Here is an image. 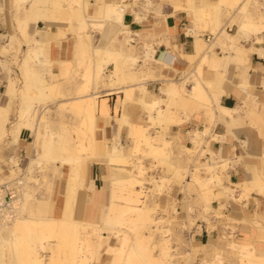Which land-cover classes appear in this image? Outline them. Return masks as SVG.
<instances>
[{
	"label": "bare ground",
	"instance_id": "bare-ground-1",
	"mask_svg": "<svg viewBox=\"0 0 264 264\" xmlns=\"http://www.w3.org/2000/svg\"><path fill=\"white\" fill-rule=\"evenodd\" d=\"M14 1L18 13L17 28L24 43H28L31 37L29 28L32 22L39 24L44 21L46 27H43L44 29L36 27L33 34L34 46L26 52H21L19 46L13 47L12 42L16 40L15 36H11L9 45L0 47V53L6 58L13 49L23 54L18 64L26 82L24 85L26 89L22 88L23 96L15 111L16 114L12 112L11 103L7 106L0 105V143L9 138L11 143L15 144L19 141L21 131L29 130L34 137V147H39L36 158H32L26 168L30 176L34 168L44 170L47 161L55 165L62 173L57 189H53L52 196L48 200L40 199L31 193L29 181H32V178L28 177L25 198L17 220L12 226L0 229V264H64L66 261L70 264H176V257L173 254L175 250L170 245V239L167 238L168 230L161 232L164 238L159 241L156 251H153L155 247L149 248L145 243L161 229L159 222L154 221L151 216L153 209L149 207L148 199L145 201V198L149 197V190L145 186L146 169L140 155L145 153L158 157L159 162L167 165L168 169L174 173L177 182L192 176L191 178L195 179L201 188L200 196L205 203L204 215L211 209L212 196H216L210 184L215 183V186L222 187V191L218 193L219 196L224 197L228 193H233L223 184L224 177L221 173L217 172L218 168L223 171L227 169L229 159L213 152L217 159H212V164L207 162L204 165L210 175L203 178L197 175V171L195 173L190 169L183 170L172 161V152L167 151L165 147L171 142L165 136L172 126H181L187 122L188 115L186 118L182 117L176 109L184 112L204 111V114L210 117L212 125L223 121L228 125V132L235 136L244 130L249 137L244 142L245 146L251 144L257 151H261V143L251 137V130L245 127L242 116L245 107L251 110L257 103V98L253 95L256 84L247 73L234 80L226 70H223V66L227 69L228 62L239 66L249 64V56L260 49H256L252 44H243L241 40L255 35L257 42L260 43L258 36L264 30V17L255 19L253 16L251 10L253 0H215L211 3L204 0H186L188 8L176 6V10H186L193 17L194 26L189 29V34H193L200 43V57L195 68L187 72L183 79L180 78L182 80L173 77L162 79L171 86L170 89H163L164 94L168 96L165 99L147 91L143 78L153 76L149 72L152 69L148 71L147 68L144 69L145 66H142L143 69L136 68L139 63L138 55L136 56L134 52L127 54L108 45L105 47L93 45V32H102L108 24L117 28L115 38L120 35L128 36L131 31L129 24L126 23V15L133 12L137 14L138 21L142 19L132 8L133 5H138L140 0H96L95 4L91 0H34L29 9L25 6L26 0ZM148 2L152 4L151 0ZM224 8L234 9L233 12L241 18L242 33H226L223 30ZM145 10L149 12L148 8ZM234 13L231 17L236 16ZM128 19L127 22H129ZM62 22H66L68 26L53 25V23ZM201 31L211 33L209 43L204 40ZM69 32H72L76 39L74 59L59 61L58 72L66 71L67 74H71L70 68L74 63L81 59L85 60L88 53V60L93 66L86 74H82L83 78L89 79L88 82L75 85L76 89L72 93L64 94L59 91L60 82L48 80V77L56 76L52 65L55 62L45 51L46 46H51L53 41H61ZM213 35L216 40L214 43ZM225 40L230 43L229 46L226 45ZM216 45H221L223 51H226L225 47L228 46L233 53L217 57L213 54V48ZM144 48L146 58L151 59L154 66L165 64L168 67L164 58L154 59L155 51L151 43L146 44ZM260 55L264 56V53ZM9 63V60L5 62L0 60V64L7 68ZM111 66V73L107 74L106 71ZM225 81L234 83L240 91V104L235 108H226L220 104L221 98L228 95L223 88ZM187 84H191L190 89L187 88ZM260 84L264 88L263 80ZM9 85L8 93L12 100L16 92V80L13 77H10ZM114 87L124 95V97L119 96L117 100L116 115L120 114L122 106L127 108L129 104H138L143 108L147 118L140 117L137 122H132L128 111L123 113L121 122L127 126L129 136L134 139L132 153L124 154L122 144L116 135L106 142L104 156L109 159L108 166L111 168L113 185L108 196V203L94 220L80 219L83 206L80 204V209L77 210L78 200L89 198L90 193L96 190L93 180L90 184L87 183L86 175L94 159L101 156L99 139L96 137L99 130L97 124L99 120L111 116L110 102L102 91ZM33 89L38 91L36 97L28 95V91ZM137 90L142 92L140 99L135 98ZM55 93H59L58 96L63 98L60 100ZM55 103L60 105V109L71 113L73 116V118L70 116L71 119L77 118L80 123L82 122L83 127L86 126L87 136L78 142V146L57 140L56 133L47 130L50 123L48 113L51 105ZM152 127H155V133L152 132ZM231 128H236L237 134L232 132ZM123 130L120 127L118 135ZM211 134L210 127L204 131H196L191 135L194 147L185 146V152L196 159L199 151L202 150L203 155L206 152L203 150V145L209 146L206 143V137ZM145 146L148 147L147 151ZM248 159L256 161L258 159L260 162L249 163ZM244 160L249 163L248 169L252 172L253 178L243 185L247 191L258 188L259 193L264 195V152L260 156L244 155L240 161ZM197 169L200 168L196 167ZM13 172L10 170V177L15 176ZM63 176L66 181L62 183ZM153 180L154 183H159L155 177ZM118 186L124 191L121 196L116 192ZM161 186L160 184L159 187ZM58 193H62V197ZM118 199L124 202H118ZM260 214L256 213V219L261 218ZM259 220L256 221L257 228L264 233V223L261 224ZM129 229L134 233V243L131 244H129ZM232 229L234 230V226ZM146 230L149 235L145 234ZM257 242H264V236L263 239L255 238L243 244L233 245L238 254H233L231 257L237 260V264H264V257L254 254ZM195 248L192 247V252L187 253L188 257L193 256ZM46 250L50 251L48 256L43 255ZM83 252L91 253L92 257L88 262L86 259L78 260L80 258L78 254ZM192 259L194 260L192 257L191 261H185L183 264H192ZM224 263V257L220 255H216L214 260L202 261V264Z\"/></svg>",
	"mask_w": 264,
	"mask_h": 264
},
{
	"label": "crops",
	"instance_id": "crops-1",
	"mask_svg": "<svg viewBox=\"0 0 264 264\" xmlns=\"http://www.w3.org/2000/svg\"><path fill=\"white\" fill-rule=\"evenodd\" d=\"M34 0H26L25 6L27 9L31 7V4ZM92 3H96V0H91ZM113 1H119V0H113ZM129 1V0H128ZM207 3L214 2L215 0H204ZM152 4L148 2V0H140L138 1V6H143L144 8H148V12H141L139 9H135L139 13V17L142 19L138 21V16L136 13H128L126 15V23L130 26V34L128 36L120 35L115 38V34L117 31V28L114 26H110L108 24L104 30V44L99 45L100 40H95L96 44L99 45V47H105L106 45L111 46V48H114L116 50H122L124 53L131 54L133 52V49L135 48V45L132 43H137L135 38L133 39L131 36L134 35L136 37V34H141V40L144 42L151 43L154 48V59L160 60L161 58L165 59V63L168 65L165 66V64H158L156 65L152 73L155 76V78H150L146 81V89L147 91L156 96L161 98H167V95H165L162 92V89H170L169 83L165 80V77H173L177 80H182L187 74V72L192 71V69L195 68L197 62L199 61V48L200 43L196 40L195 36L193 34H189V29L194 26V20L193 17L188 11L186 10H176V6H183L184 8H188L186 0H151ZM29 3V4H28ZM148 5V6H147ZM135 6V7H138ZM151 7V10H150ZM18 15L15 1L14 0H0V47L1 45H9L11 43V36H15L16 40L12 42L14 48H18L21 52H26L29 48L34 46V38L33 34L36 29V27H39L41 29H44L46 27L45 22L41 21L39 24L31 23V26L29 28V33L31 34V37L28 40V43H24L22 40V37L19 35L18 28H17V22H16V16ZM134 15V16H133ZM129 19H128V18ZM166 17V18H164ZM127 19L129 22H127ZM130 19H133L132 21ZM62 23H54L59 24L57 26L59 27H66ZM44 27V28H43ZM234 27H237L234 25ZM233 27V28H234ZM65 29V28H64ZM227 31L232 32L231 27L227 28ZM203 32V33H202ZM207 32V33H206ZM73 33L69 32L67 36L62 39L61 41H53L51 43V46H46L48 50V55L51 57V59L55 62L54 64V72L57 73L59 71L58 62L62 60H73L74 54H75V37L72 36ZM201 35L204 38V40H207V36H210L209 31H201ZM2 36L4 38H2ZM115 38V40H114ZM214 39V36H212ZM129 39V42H128ZM21 41V43H20ZM216 40L214 39L212 42L214 43ZM207 42V41H206ZM226 45L229 46V42L225 40ZM243 44L250 45V42L243 40ZM253 42H251L252 44ZM226 48V51H223V47L221 45H216L213 48V54L215 56H220L225 53L226 56L229 54H232L233 51L229 47ZM256 49H262L264 48L261 45L255 44ZM229 50V51H228ZM146 51V50H145ZM224 52V53H223ZM17 54V49L11 50V53L9 57H4L0 53V60L5 62L6 60H9V66H4L3 64H0V99H2V102H5L2 106H7L9 103H11L12 112L16 114L15 111H17L20 103L18 100V97H14L12 100L9 96V84H10V77H13L16 80V87L19 89L22 84L24 83V79L20 70L19 65L16 62L15 55ZM6 58V59H5ZM249 64L244 66H239L233 62H228L227 69L223 66V70H226L227 73H229L230 77L234 80L238 79L240 75H242L245 71L249 75V77L255 82L256 87L253 90V95L257 98V94L261 91L258 90V88H261L260 81L261 74H263L264 71V57H261L258 52H254L249 56ZM18 61H21V57L18 58ZM167 61V62H166ZM230 61V60H228ZM230 63V64H229ZM170 65V66H169ZM238 66V67H236ZM248 66V67H247ZM112 67V66H111ZM167 67V68H166ZM171 67V68H170ZM163 69V70H162ZM246 69V70H245ZM248 69V71H247ZM15 75L17 77H15ZM57 76V77H56ZM54 78L51 79V77H48V80L51 82H60L61 83V91L65 94L72 93L73 90H75V85H69L66 83L65 79L62 78V75L58 72ZM164 76V77H163ZM162 77V78H160ZM164 78V80H162ZM182 78V79H180ZM161 79V80H160ZM20 80V87L17 85V81ZM228 82V83H227ZM6 83V84H5ZM164 86V88H163ZM6 87V91L5 88ZM223 88L228 92V95H224L221 98L220 104L226 108H235L240 104V91L237 89L236 85L234 83H231L229 81H225L223 83ZM116 91V92H115ZM140 90H137L135 98L140 99L142 96V92L140 94ZM257 93V94H255ZM102 94L108 98L109 105L111 108V116L107 118H103L99 120L98 122V131L96 134V137L99 139L98 146L100 151V157L94 159L93 164L91 165L90 170L88 171L86 175L87 183L90 184V181L93 180L94 185L96 187V190L93 191V193H90V197H86L85 199L81 200L79 199V203L81 204L82 210H81V216L80 219H86V220H94L99 212L102 210V208L108 203V196L110 195L111 189L113 187L111 182V168L108 166V158H105L104 152H105V145L106 142L113 139L116 135V138L120 141L122 144V148L125 155H131L133 146H134V139L130 137L129 130L127 129V126L121 122L123 113L127 110L130 119L132 122H137L140 117L147 118L146 113L144 112L143 108L138 104H129L130 106H127V108H124V106L120 109L119 117L115 114V107L117 104V100L119 96L124 97V95L116 88L113 89H103ZM140 95V96H139ZM18 104V107L15 106ZM1 105V104H0ZM53 105H58L57 103ZM51 105V111H52V118L54 119V123L56 124L55 129L59 130H69V132L73 129V116L68 111H62L58 107L57 109L52 108ZM164 108H166V105L164 104ZM60 110V112H59ZM124 110V111H123ZM57 112L58 114L54 115ZM248 111H245L242 113L244 117V122H246L245 127L247 126L248 122L245 120L247 118ZM191 113V114H190ZM260 113V111H259ZM63 114V115H62ZM188 115L187 122H185L181 126H172L170 130H168L167 134L170 135L167 138L172 144H175V146H181L182 149L184 147H190L192 143V136L196 131H204L207 127H210L212 129V134L210 136L214 138L221 139L220 141L216 140V143L214 144V148H217V151L212 150V141H209L208 138L210 136L206 137V143L209 144L211 147L210 150H212L214 153L221 154L224 158L229 159L232 161L233 158H240L244 155L251 154L255 156H260V151H257L255 148L249 144L248 146H245L244 142L248 140L247 135L244 132H241L239 134V137L235 136L232 133L228 132V125L224 123L223 121L218 122L216 125H212L210 117L208 115L204 114V111H196V110H189V111H183V113H180V116H186ZM70 116H72L70 118ZM209 117V118H208ZM53 123V124H54ZM79 124V123H78ZM77 124V125H78ZM53 126V125H52ZM76 126V125H75ZM122 127L124 130L120 132V135H118V129ZM54 128V127H53ZM204 128V130H201ZM154 129V128H153ZM232 132H236V128H231ZM99 132V133H98ZM152 132H156L152 131ZM217 132V133H213ZM32 132L29 130H22L19 141L15 144L11 143V140L9 138H6L2 143H4L5 146L8 147V150H6L2 155L0 152V176L2 173L7 171V167L5 163H1L4 158H8L10 153H13V151H9V149L13 150L16 146L20 145L19 150H23L27 153L29 152V149L31 151V154H34V150L36 149L33 147L34 143H31L28 139L33 137ZM166 134V135H167ZM98 135V136H97ZM225 137V138H222ZM227 137V138H226ZM224 139V140H223ZM8 140V141H6ZM131 144V145H129ZM205 145V144H204ZM207 145V144H206ZM32 146V147H31ZM3 148H0V151ZM203 150H205L203 148ZM244 152V154H243ZM258 153L257 155L254 153ZM37 153V151H36ZM197 154V159L193 157H188L191 160V164H188L189 167H186L190 169L191 171H194L198 164H205L207 162H204L201 159L202 155L200 151ZM37 155V154H36ZM211 155V154H210ZM231 155V156H230ZM241 155V156H240ZM4 156V157H3ZM215 156V155H214ZM196 157V156H195ZM152 158V157H149ZM154 159V158H152ZM6 160V159H4ZM211 160V158H210ZM253 160V159H249ZM155 162L157 160L154 159ZM180 163H176L181 168L182 164L187 166V159H179ZM30 162V161H29ZM29 162L26 164L25 169L27 168ZM151 162V161H149ZM175 162V161H174ZM244 162V166L237 165L236 168L230 171V169L227 171V175L231 177V182L233 184L236 183V181H239L240 179L244 178L245 181L240 182L241 185L244 183L250 181L253 178L252 172L248 169L249 163H247L245 160L241 161ZM252 162V161H249ZM46 168V167H45ZM50 170L51 173L46 174V181L44 188L40 195L36 194L37 197L40 199H50L52 196L53 189H57V180H59L61 177L62 171L58 169L55 165H50V168H47V171ZM44 171V170H43ZM191 176H188L187 179H190ZM224 179L226 177L223 176ZM185 179L184 181H176L175 182L180 185L182 184L183 191L189 190L188 184L190 183L189 180ZM223 179V180H224ZM62 181L65 182L66 179L64 176L62 177ZM62 182V183H63ZM56 185V186H55ZM146 185V183H145ZM224 185L230 188V186L226 185L224 181ZM52 186V187H51ZM35 187V186H34ZM109 187V188H108ZM148 188V187H147ZM256 190V193L253 196V199L257 200V202L253 201L250 203L249 206H246L247 200H244V202H231L232 199L235 200L236 190L231 188L234 194L226 195L224 197L220 196L221 198V206L226 207L228 204L227 212L229 215H225L229 219L233 221V218L237 221V226L234 228L236 230L231 229V232H234L237 239L244 240L248 236L250 239H247L245 242H237L235 240H229V242L223 240L225 239V231L223 235L219 236L215 234L214 230L208 229L207 225L199 224L197 221V225L195 228L193 227L191 231L183 233V238L185 242L188 241L193 242V246L196 247V251L193 253V258L197 254V251L199 248H207L208 246H222L226 248L227 252L230 249V244H243L251 239H263L264 233L262 231H259L254 223L256 220V213H264V200L261 198V196L264 198V195L259 193L258 188H254ZM254 189L252 191H254ZM178 190V189H177ZM216 192H218L217 189H215ZM251 191V192H252ZM255 192V191H254ZM252 192L250 195L254 194ZM59 196L62 197V193H58ZM175 196V195H174ZM239 200V199H238ZM179 201V209L176 211L177 216L179 210L183 207V201L178 199ZM231 202V203H230ZM163 206V205H161ZM80 209V208H79ZM190 208L187 210V218L183 219V224L186 225L187 228L191 227V212ZM217 210V209H216ZM201 212H199V217H201ZM86 216V217H85ZM232 216V217H231ZM251 221H250V220ZM209 222V220H208ZM247 222V223H246ZM211 223V222H210ZM214 223V222H213ZM202 227V232H198V227ZM237 227L239 230L237 231ZM232 238L230 237L228 239ZM182 251L185 249V246H182ZM238 253H235V255ZM254 254L256 256H262L264 257V242H257V245L254 249ZM231 255L233 253L231 252ZM204 260V259H203ZM194 262V260H193Z\"/></svg>",
	"mask_w": 264,
	"mask_h": 264
},
{
	"label": "rangeland",
	"instance_id": "rangeland-1",
	"mask_svg": "<svg viewBox=\"0 0 264 264\" xmlns=\"http://www.w3.org/2000/svg\"><path fill=\"white\" fill-rule=\"evenodd\" d=\"M251 3H252L251 10H252V13H253V16L255 17V19H258L259 17H264V8H261V7L264 6V0H253ZM135 6H138V5L137 4L133 5L132 8L134 10L135 9L136 10L139 9V11H141V12L142 11L143 12H147L143 6H138V7H135ZM233 11H234V9L229 10V9L224 8V11H223L224 17L222 15V19H223L222 20V25H224L223 26V30H225L226 33L227 32L228 33H236L237 32V34H239V33H242V29H241L242 20H241V18L238 15L235 14L236 12L234 13ZM233 13H234V15H236L235 17H231V14L233 15ZM53 25H59V24H54L53 23ZM62 25L66 26V27L68 26L67 23H64ZM234 25H236L237 27H234ZM228 27H231L232 32L227 31ZM93 34H94L93 45L94 46H98V47H99V45H103L104 44V40H105L103 31L102 32L101 31H97L95 33L93 32ZM72 36L75 37V35H73V34H72ZM131 37L133 39L135 38L136 39L135 41L137 42V43H132L133 45H135V48L133 49V52L135 53L136 56L138 55L137 57H138V60H139L138 66H136V68L143 69V67L145 66L144 69L147 68L148 71L151 70V69L153 70V68L155 66L153 65L151 59L146 58V56H145V48H144L146 46V44L150 45V43L144 42L143 40H141V34H138V33L136 34V37L134 35H132ZM258 37L261 40L260 43L257 42L258 39H256L255 35L250 36V38H248V39L244 38L241 41L245 40V41L250 42V44H251V42H253L252 45L254 47H255V44L261 45V46L264 47V30H262V33ZM97 39L100 40L99 45H97L96 42H95V40H97ZM45 52H46V54L48 53L47 48H46ZM257 52L259 53V55H260V53H264V48L260 49ZM14 55H15V58L17 59L16 62L18 64L19 63L18 58L19 57L22 58L23 54L21 52L20 53L18 52L17 54H14ZM88 55H89V53L87 54L85 60L81 59V61L74 63L73 67L70 68L71 74H67L66 71L59 72L62 75V78L65 79L67 84H69V85H79L82 82L83 83L84 82L85 83L88 82L87 81V80H89L88 78L86 79V78L82 77V74H86L93 66L92 63H90V61L88 60V57H89ZM261 57H264V56H261ZM54 64L55 63H53L52 65L54 66ZM241 66H244V65H241ZM111 69H112V67H110V69H108L106 71L107 74L111 73L110 72ZM20 70H21V73H22V76H23V79H24V83L20 87L21 81L20 80L17 81V85L20 88L17 89V87H16L15 96L18 97L19 103L22 100V96H23V91L24 90H22V88L26 89V88H24V85L26 83L25 82V77H24V74H23V71H22L21 68H20ZM152 70L149 71V72L152 73ZM91 72H92V70H91ZM57 73H56V75H57ZM243 75H247L246 72H244ZM15 77H17V76L15 75ZM51 77L54 78L53 76H51ZM148 78L149 79L150 78H155V76L153 75V76H150V77H147V78H143V80L145 79L144 81L146 82L148 80ZM261 78L264 81V74L261 75ZM190 85L191 84H187L186 85L188 89H190ZM90 86H91V84H90ZM169 87H171V86L169 85ZM59 88H60L59 91L62 92L61 91V84H60ZM163 88H164V86H163ZM4 89L6 91V87ZM75 89H76V86H75ZM258 90H261V91L258 94L255 93V94H257L258 97L256 99L257 106L255 104V107L252 108L253 110L251 109L253 111V113L247 107H245L244 110L248 111L246 113L247 115H245V116H247V118L245 120L249 124V126L247 124V128L251 130V137H253L255 140H257V141H259L261 143V151L260 150L259 151L261 153L260 155H262L263 152H264V88L261 87V88H258ZM162 92H163V89H162ZM28 93H29L28 95H31V96H34V97H36L38 95V91L36 89L30 90V91H28ZM48 93H50V91H48ZM55 94H56V96H58L59 93H55ZM59 98L61 100L63 97L60 96ZM0 104L4 105L5 102H2V99H0ZM58 105H53L52 108L58 110V107H57ZM116 106H117V104H116ZM16 107H18V104L15 106V109H16ZM59 108H60V105H59ZM61 110L62 111H67V110H64L62 108H61ZM176 111L179 114L183 113L182 110H177L176 109ZM259 111H260V113H259ZM59 112H60V110H59ZM53 113H55L54 115L58 114L55 111ZM116 116L119 117V114H117ZM242 116H243V114H242ZM48 117H49L50 123L48 124V129L47 130L50 131V132L52 131V132L56 133V139L60 140L61 142L65 141V142L71 143L72 145L78 146L79 145L78 142L82 141V138L87 136L88 130L86 129V126L83 127L82 126L83 125L82 122L80 123V120L77 119V118L73 120V125H72L73 129H72L71 132H69V130H67V129L64 130V131L59 130V129H55V127H56L55 125L56 124L54 123V119L52 118V111L51 110L48 113ZM243 121H244V117H243ZM245 124H246V122H244V125ZM251 126H252V128H251ZM155 130H156L155 127H152V131H155ZM201 130H204V128H202ZM241 132H244V130L241 131ZM241 132H239V134ZM153 133H155V132H153ZM213 133H217V132H213ZM236 134H237V131H236ZM239 134H237L238 137H239ZM169 135L170 134L168 133L166 135V137H168ZM167 139H169V138H167ZM214 139L215 140H213L212 136H210L208 138L209 141L213 140L212 141V150L217 151L216 150L217 148H214V144L216 143V140L220 141L221 139H219V138H214ZM248 139H249V137H248ZM28 140L31 143H34V137H31ZM6 141H8V140H6ZM158 144L162 145L163 143L158 142ZM129 145H131V144H129ZM251 146L253 148H255V146H253V145H251ZM19 147H20V145L16 146L13 150L9 149V151L10 152L11 151L14 152L16 150H19ZM165 147H166L167 151H171L172 152L171 158H172V161H175V164L176 163H180L179 159L186 158L187 159V166L182 164V167H185V168H182V169L183 170L188 169L186 167H189L188 164H191L190 163L191 160L188 159L189 155L185 152L184 149L181 148V146H175V144L172 141V144L170 143V145L165 146ZM190 147H192V144L190 145ZM0 148H3L0 151L2 153V155H4L3 153L6 150H8V147L5 146L4 143H0ZM35 148L36 149L34 150V154L33 155L31 154V151L29 149V152H28V155H27L28 159L25 161V164H27L32 158H36V154H37L36 151L37 152L39 151V147H35ZM144 148L147 151L148 147L145 146ZM203 148L206 150V152H204L203 155H201V159L204 162H208V163L212 164V159H215V158L217 159V157L214 156L213 151L210 150L211 149L210 146H207L205 144V145H203ZM200 153L202 154V150L200 151ZM243 154H244V152H243ZM254 154L257 155L258 153L255 152ZM140 157L143 158V164H144L145 169H146L145 175H146L147 181H146V185L145 186L148 187V190H149V194H148L149 197L147 196L148 198H145V201L148 199L147 203H148L149 207H151V209H153L152 212H151V216L153 217L154 221L159 222V228L161 229L160 232H157L155 234V236L150 241H145V243L147 244V246L149 248L155 247L153 251L157 250L159 241L161 240V238H164V234H162L161 232L164 233V230H168L169 231L168 232L169 236L167 238L170 239V245L175 250L173 252V254L176 257V264H183L185 261H191V258L193 256H191V258H190V257L187 256L188 255L187 253L192 252V247H194L193 246V242L188 241L186 243L184 238H183V233H185V232L187 233V232H189V230L191 231V229L193 227L195 228V226L197 225V221L199 222V224L207 225L208 229L214 230L215 234H217L219 236L223 235L224 232H222V231H225V239H223V240H225L227 242H229V240H235L237 242H245L247 239H250L248 236L244 240L237 239V237L235 236L234 232H231V231H233V230H231L232 227L233 226L234 227L237 226V221L235 220V218H233V221H232L231 219H229L228 217L225 216V215H229V213L227 212L229 204L226 207L221 206V198L218 195V193L220 191H222V187L215 186L214 185L215 183L210 184V186H212L211 189L213 190L214 193H216V196H212L211 209L209 210L208 214L204 215V208H205L204 204L205 203L203 202V200H202V198L200 196L201 188H200V185L198 186L197 181L195 179L191 178L192 176L190 177V179H187L190 182L188 184L189 190L186 189V191H183V189H181V188H183L182 184L178 185L175 182V179L177 177L174 175V173L172 171H170L168 169L167 165L161 164L159 162L158 157L156 158L154 155L153 156L152 155H148V154L146 155L145 153H142L140 155ZM149 157L154 158L155 160H157V162H155L154 159L149 158ZM210 158H211V160H210ZM4 159H6V160H4ZM4 159L1 162L3 164L8 162L7 158H4ZM238 159L239 158H236V157L233 158L232 161H230L229 166L227 167V169H225L223 171L221 168H218L217 172L221 173L222 176L226 175L224 181H225L226 185L230 186V188H229L230 190H231V188L236 190V192H235L236 198H235V200L232 199L231 202L242 203V202H244V200H247V202H246L247 205L246 206H249L251 202H253V201L257 202V200L253 199V196L255 194H257L256 190L254 189L255 192L252 191V192H254V194L250 195L252 192L251 191H247L245 186L240 184V182L245 181L244 178L240 179L239 181H236V183L233 184L231 182L230 175L228 176L226 174L229 169L231 171L234 168H236L237 165H241L242 164L244 166L245 163L239 161ZM149 161H151V162H149ZM248 161H253L254 162L256 160H249L248 159ZM256 162H260V161L257 159ZM48 163H49L48 161L45 162L46 168L44 169V171L41 168H34V169L32 168L33 170L31 171V176H30V174H28V177L30 176L32 178V181H29V182H30V187H31V193L33 195H36V194L40 195V193L42 192V190L44 188L45 181L47 179V177L45 175L46 174L45 172L51 173L50 170L47 171V168L49 169L50 165H51L50 163L49 164ZM249 163H251V162H249ZM205 164H198L197 165V168L198 167L200 168L199 169L200 172H199L198 169L196 170V168L194 170L195 173H197V172L199 173V174L197 173V175H200L203 178H207L210 175V173H208L206 171V169L204 168ZM11 171H12V169H11ZM230 171H228V172H230ZM13 175H15V173ZM154 177H155V179L159 180V183H154V180H153ZM224 181H223V184H224ZM59 182L60 181L57 180V183H59ZM160 184L162 185L161 187H159ZM34 186H35V188H34ZM198 189H199V191H198ZM215 189H217L218 192H216ZM116 192L120 196L123 195V193H124V191L122 190V188L120 186L117 187ZM232 194H234V193H232ZM228 195H230V194L228 193ZM261 198L264 200V198L262 196H261ZM178 199L183 201V207H181L182 209L179 210L180 212H178L179 214L177 216L176 211H178V209H179V201H178ZM117 201L118 202H124L121 199H118ZM79 205H80V203H79V200H78V208H77V210H79ZM161 205H163V206H161ZM190 207H191L190 212H191V218H192L191 222L192 223H191V227L187 228L186 225H184L182 221H183V219L185 221V219L187 218V210ZM199 212H201V214H202L201 217L198 216ZM260 217L261 218H258V219L255 220L254 225H255L256 228H257V225H258V224H256V221H258L259 219H260L259 222L261 224L264 223V213L263 212L260 214ZM77 218H78V216H77ZM208 220H209V222H208ZM228 227L231 228L230 229L231 231L228 229ZM124 228H126V227H124ZM257 229L260 230L259 228H257ZM234 230H236V229L234 228ZM238 230H239V228L237 227V231ZM198 232L199 233L202 232V227L201 226L198 227ZM133 234L134 233L131 231V229H129V238H130L129 239V244L134 243V235ZM145 234L149 235V232L146 230ZM230 235L232 236V238L228 239L230 237ZM119 241H120V239H119ZM233 245H235L234 242L230 244V249H229L228 252L226 251L227 249L222 247V246H216V247L208 246L207 248H199L198 251H197V254L194 257V262L192 264H202L203 259L204 260L205 259L206 260L207 259L214 260V257L216 255H220L221 257H224V260H225L224 264H234V263L237 264V260H235V258L231 257L232 256L231 252L233 254L237 253L235 251ZM182 246H185V249L183 251H182V248H183ZM193 251L195 252L196 249L193 250ZM49 252H50L49 250H46L43 255L48 256L50 254ZM78 256H80V258H78V260L86 259L87 262L92 257L91 253H89V252L80 253V254H78ZM105 257H108V256H105ZM78 263H80V262H78ZM64 264H70V263L66 261Z\"/></svg>",
	"mask_w": 264,
	"mask_h": 264
},
{
	"label": "built area",
	"instance_id": "built-area-1",
	"mask_svg": "<svg viewBox=\"0 0 264 264\" xmlns=\"http://www.w3.org/2000/svg\"><path fill=\"white\" fill-rule=\"evenodd\" d=\"M211 35L207 36V42ZM5 167L7 171L0 176V229L14 224L20 214V208L25 198L28 172L25 169L27 153L23 150H16L10 153ZM15 176L10 177V170Z\"/></svg>",
	"mask_w": 264,
	"mask_h": 264
}]
</instances>
